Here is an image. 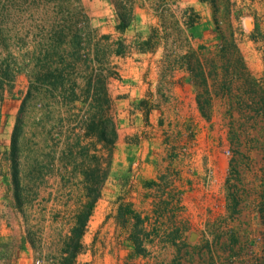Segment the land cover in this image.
<instances>
[{
	"label": "rangeland",
	"instance_id": "1",
	"mask_svg": "<svg viewBox=\"0 0 264 264\" xmlns=\"http://www.w3.org/2000/svg\"><path fill=\"white\" fill-rule=\"evenodd\" d=\"M163 1L165 6L177 5L176 0ZM207 1L209 18L203 20L207 23L202 26L201 33L208 31L213 41L207 46L200 44L190 52H195L192 63L195 56L203 63L210 99L206 111L213 119L210 121L211 118L202 116L209 119L211 134L208 137L215 152H220L225 159L226 166L210 165L203 170L202 181L212 195L203 205L206 216L200 219L204 225L199 234L200 241L193 243L191 238L183 241L167 263L163 260L159 263L156 258L151 260L157 254L147 250L146 244L156 238V234L152 235L155 230L150 231L144 219L125 206L120 221L116 219L131 231L128 235L130 243H126L125 264H264V0ZM190 2L195 6L200 4V0ZM92 7V0H0V27L7 45L0 50L2 56H8L13 68V78L0 94V233L9 235L5 239V234H0V264H17V260L18 264H43L45 255L55 250L56 232L65 226V216L57 213L64 205L62 202L45 210L46 191L42 197L39 195L40 184L48 172L56 176L65 173L59 170L65 163L78 162L80 170L91 162L98 163V158H92L90 152L86 151L84 157L78 154V145L90 149V139L81 138V127L85 122L81 117L73 116L71 107L59 104L57 90H45L39 84L40 80L52 79L54 84L62 85L61 73L46 71L53 70L61 59L66 58V51L83 45L86 29L81 23L87 17H94ZM167 11V17L171 19L172 15ZM196 16L191 13L189 17L194 19ZM232 40L245 67L238 59ZM82 55H86L85 50L81 52V59L86 61ZM183 61L197 97L205 87L194 84L187 60L184 58ZM246 61H252L251 67L256 68L250 70ZM66 84L69 87L70 82ZM94 87L96 99L102 104V82L96 79ZM29 90L31 95L21 114L18 139L25 195L24 204L17 207L9 179V132L13 130L20 104ZM48 100L55 106L41 119L39 103ZM258 106L263 107V111L256 112ZM97 108L98 115L102 116V107ZM88 123L92 125L91 131L98 132L100 140L108 144L114 140L109 122L92 120ZM188 132L187 139L194 131L190 128ZM68 145L75 148V153ZM172 150L174 155H187L188 144H178L175 151ZM92 151L95 150L92 148ZM98 153L103 156L102 151ZM205 156L209 157L208 154ZM212 159L215 162V158ZM188 165V173H195L194 167ZM69 176L74 175L70 173ZM87 176L92 178V186L96 189L93 191L97 192L101 175L90 170ZM153 223L157 224V221ZM97 224L99 228L111 227L113 221L93 218L89 223L90 234ZM100 231L96 232L95 240L104 247L110 236L112 249H109L111 258L107 264H116L118 255L113 257V235L106 236ZM132 237H136V244ZM23 239L27 241L28 251H23ZM28 252L32 259L24 257L20 261V253ZM83 259L85 257L81 258L80 264H86Z\"/></svg>",
	"mask_w": 264,
	"mask_h": 264
},
{
	"label": "crops",
	"instance_id": "2",
	"mask_svg": "<svg viewBox=\"0 0 264 264\" xmlns=\"http://www.w3.org/2000/svg\"><path fill=\"white\" fill-rule=\"evenodd\" d=\"M176 1V6L169 7L163 0H92L94 17L81 23L86 29L83 45L66 51L68 56L61 59L62 63L46 71L61 73L62 85L54 84L52 79L40 80L45 90H57L60 105L71 107L73 116L85 122L81 138L90 139L88 152L98 158V163L91 162L82 170L78 162L65 163L59 167L65 173L56 176L48 172L40 184L39 195L42 197L45 190L47 196L45 210L62 202L57 213L65 216V226L56 232L55 250L45 255L43 264H63L76 218L92 200L94 204L80 237L81 248L72 264H80L83 257L86 264H107L112 249L107 235H113L116 264H125L131 231L116 221L125 206L142 217L150 231L155 230L152 235L156 234V238L153 236L146 244L147 250L157 254L151 260L167 263L183 241H200L199 234L204 229L200 219L206 216L203 205L212 195L202 181L203 170L210 165H225L226 161L220 152H215L208 137V121L213 117L207 119L200 113L183 61L188 52L213 41L208 31L201 33L209 18L210 4L207 0H200L198 6L190 0ZM122 6L127 8L128 16L124 28L118 27ZM191 13L197 16L192 19ZM84 50L86 61L81 59ZM242 54L247 60L243 50ZM246 62L250 70L256 68L251 67L252 61ZM96 79L103 86L102 104L96 99ZM52 106L55 103L50 100L39 103L41 119ZM97 107H102V116ZM92 120L112 125L114 140L110 144L100 140L96 130L86 128ZM190 128L194 132L187 139ZM11 136L12 130L8 144ZM181 143L188 144V154L174 155L172 149L175 151ZM68 146L74 152L75 148ZM188 163L195 173H188ZM90 170L101 175L95 198L89 191L93 184L87 176ZM93 218L112 219L113 225L99 228L101 221L90 234ZM155 220L157 224L153 223ZM98 230L108 237L104 247L95 240ZM0 234H5V239L9 236L3 231ZM22 247L28 251L25 239ZM31 256L29 252L20 253V261L24 257L31 260Z\"/></svg>",
	"mask_w": 264,
	"mask_h": 264
},
{
	"label": "trees",
	"instance_id": "3",
	"mask_svg": "<svg viewBox=\"0 0 264 264\" xmlns=\"http://www.w3.org/2000/svg\"><path fill=\"white\" fill-rule=\"evenodd\" d=\"M119 17H120V23L118 24V27L120 28H124L127 24V8L122 6V12H119ZM216 24H217V20H216ZM218 27V26H217ZM218 33L221 35L220 29L218 27ZM234 49L238 52V59L240 60L242 66L245 67L244 62L242 60V56L239 53V50L237 48L236 43L232 40ZM2 46H7L6 42H5V38L2 35V29L0 27V47ZM195 52H190L187 53L184 58L185 60H187L186 62V66L188 67V69L192 72V76L194 78V84H196V86H200L201 84L205 87L204 88V92H198L197 94V102H198V107L200 112L202 113V115L206 116L207 118H209V116L207 115V107L210 106V99L208 97V89H207V80L205 77V72H204V67H203V63L200 61V58L198 56H195V60L192 63V59L194 57ZM13 78V68L11 65V62L8 58V56H2V51L0 50V94H1V90L4 87V85L6 83H9V81ZM200 79V80H199ZM31 95V91L29 90L25 97L23 98L21 104H20V108L17 112V117H16V122L14 124L13 130H12V136H11V143H10V149L8 152V160L10 161V184H11V188H12V192H13V198L15 200L16 206L17 207H21L24 204V195H25V186L22 185V180H21V150L19 147V134H20V123H21V114L24 111V108L26 106V103L29 99ZM1 100V98H0ZM259 111H263V107H256V112ZM87 129H91L92 125L91 124H87L86 125ZM112 142V141H111ZM80 146V148L78 149V154L81 156H87V152L88 150H86V147L78 145V147ZM87 151V152H86ZM92 158L95 159V157L93 156ZM96 160V159H95ZM233 167V165H232ZM93 190H96L92 187H90L89 191L90 193H95L94 194V198L98 195L97 192H94ZM94 201H89L86 205H85V210L80 213L77 218H76V226L72 228V234L69 238V241L67 242V247H66V252H68L67 257H65L63 264H72L73 263V257L76 253L77 250H79L81 248V244H80V237L83 233L84 230V226L86 224L88 215L90 214V211L93 207ZM121 214H123V212H121ZM264 218V217H263ZM133 238V237H132ZM135 244L137 243V239L136 237L133 238ZM139 252H141V250H138Z\"/></svg>",
	"mask_w": 264,
	"mask_h": 264
}]
</instances>
